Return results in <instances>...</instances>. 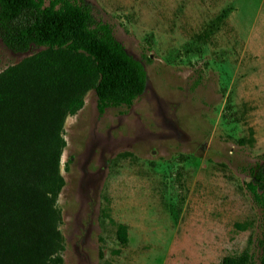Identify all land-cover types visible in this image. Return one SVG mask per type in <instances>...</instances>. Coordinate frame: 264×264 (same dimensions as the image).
Segmentation results:
<instances>
[{
    "label": "rangeland",
    "instance_id": "obj_1",
    "mask_svg": "<svg viewBox=\"0 0 264 264\" xmlns=\"http://www.w3.org/2000/svg\"><path fill=\"white\" fill-rule=\"evenodd\" d=\"M145 72L125 109L92 91L63 124L56 207L62 264H258L245 190L264 156V0H76ZM0 42V72L37 52ZM108 215L127 226L113 250Z\"/></svg>",
    "mask_w": 264,
    "mask_h": 264
},
{
    "label": "trees",
    "instance_id": "obj_2",
    "mask_svg": "<svg viewBox=\"0 0 264 264\" xmlns=\"http://www.w3.org/2000/svg\"><path fill=\"white\" fill-rule=\"evenodd\" d=\"M0 42L12 53L37 52L0 72V264H62L57 196L63 124L83 106L129 108L142 94V65L117 42L108 24L93 22L76 0H0ZM245 190L260 212L264 264V156L246 173ZM101 214L113 228L119 255L127 226ZM222 264H250L246 255Z\"/></svg>",
    "mask_w": 264,
    "mask_h": 264
}]
</instances>
